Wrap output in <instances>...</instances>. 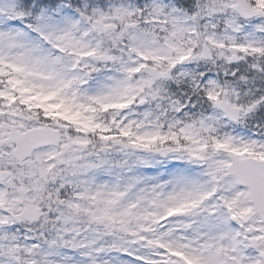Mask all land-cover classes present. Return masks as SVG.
I'll use <instances>...</instances> for the list:
<instances>
[{"label": "snow or ice", "instance_id": "6c2138e0", "mask_svg": "<svg viewBox=\"0 0 264 264\" xmlns=\"http://www.w3.org/2000/svg\"><path fill=\"white\" fill-rule=\"evenodd\" d=\"M0 264H264V0H0Z\"/></svg>", "mask_w": 264, "mask_h": 264}]
</instances>
